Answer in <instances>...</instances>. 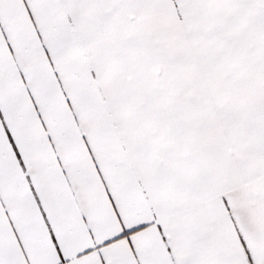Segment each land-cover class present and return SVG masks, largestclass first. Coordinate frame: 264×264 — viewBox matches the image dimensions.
I'll return each instance as SVG.
<instances>
[{
    "label": "snow or ice",
    "instance_id": "6c2138e0",
    "mask_svg": "<svg viewBox=\"0 0 264 264\" xmlns=\"http://www.w3.org/2000/svg\"><path fill=\"white\" fill-rule=\"evenodd\" d=\"M0 264H264V0H0Z\"/></svg>",
    "mask_w": 264,
    "mask_h": 264
}]
</instances>
